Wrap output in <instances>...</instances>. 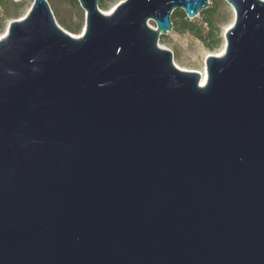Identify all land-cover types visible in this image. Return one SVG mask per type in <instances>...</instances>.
Here are the masks:
<instances>
[{
	"label": "water",
	"instance_id": "obj_1",
	"mask_svg": "<svg viewBox=\"0 0 264 264\" xmlns=\"http://www.w3.org/2000/svg\"><path fill=\"white\" fill-rule=\"evenodd\" d=\"M98 1L0 39V264H264V0H225L203 86L158 40L209 0Z\"/></svg>",
	"mask_w": 264,
	"mask_h": 264
},
{
	"label": "rangeland",
	"instance_id": "obj_2",
	"mask_svg": "<svg viewBox=\"0 0 264 264\" xmlns=\"http://www.w3.org/2000/svg\"><path fill=\"white\" fill-rule=\"evenodd\" d=\"M124 0H102L103 7L99 8L104 15L110 14L117 5ZM33 0H8L6 10L0 8V17L3 19V27H0V39L7 25L12 20H21L28 12ZM49 6L57 24L59 19L65 22L72 28L78 29L76 33L72 34L74 37H79L85 30L86 13L77 6L72 5V0H48ZM22 5V6H20ZM20 6V7H19ZM213 8L214 19L217 27L221 30L222 44L219 48L209 51L199 40L189 33L176 32L173 29L168 33L161 35L158 40V45L162 49L169 50L173 55V64L180 70L196 71L198 73L205 70V60L209 55L220 56V51L223 48V34L231 26L234 21V14L231 7L225 0H209L208 8ZM199 20V16L194 18ZM151 28H155L152 21L148 22Z\"/></svg>",
	"mask_w": 264,
	"mask_h": 264
},
{
	"label": "trees",
	"instance_id": "obj_3",
	"mask_svg": "<svg viewBox=\"0 0 264 264\" xmlns=\"http://www.w3.org/2000/svg\"><path fill=\"white\" fill-rule=\"evenodd\" d=\"M46 1L48 3V0ZM7 3L8 0H0V8L6 10ZM77 4H78L77 0H72V5L77 6ZM98 7L99 8L103 7L102 0L98 1ZM214 12L216 11H214L213 8L209 7L206 10L200 12L199 20L196 19L189 20L183 11L175 10L172 12L170 17L171 23L173 25L172 29L176 32L189 33L193 35L209 51L217 49L221 46L222 40H221V30L219 29V27H217L215 23ZM2 21L3 19L0 17V23H2ZM59 24L65 27L66 31H69L71 33H76L78 31V29L72 28L71 26L67 25L65 22H63L60 19H59ZM0 27H3V25L0 24Z\"/></svg>",
	"mask_w": 264,
	"mask_h": 264
},
{
	"label": "bare ground",
	"instance_id": "obj_4",
	"mask_svg": "<svg viewBox=\"0 0 264 264\" xmlns=\"http://www.w3.org/2000/svg\"><path fill=\"white\" fill-rule=\"evenodd\" d=\"M231 25H232V24H231ZM230 27H231V26H230ZM6 32H7V30L4 31V33H3V35H2V38L6 35ZM223 51H224V45H223V48L221 49L219 55H222ZM200 74H201V76H202V78H203L202 81H201V86H203L204 83L206 82V79H207L206 69L203 70L202 72H200Z\"/></svg>",
	"mask_w": 264,
	"mask_h": 264
}]
</instances>
